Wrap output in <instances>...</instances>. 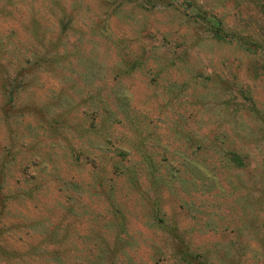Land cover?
<instances>
[{
    "label": "rangeland",
    "instance_id": "obj_1",
    "mask_svg": "<svg viewBox=\"0 0 264 264\" xmlns=\"http://www.w3.org/2000/svg\"><path fill=\"white\" fill-rule=\"evenodd\" d=\"M263 45L264 0H0V264H95L110 200L115 264H176L144 153L196 253L264 264Z\"/></svg>",
    "mask_w": 264,
    "mask_h": 264
},
{
    "label": "trees",
    "instance_id": "obj_2",
    "mask_svg": "<svg viewBox=\"0 0 264 264\" xmlns=\"http://www.w3.org/2000/svg\"><path fill=\"white\" fill-rule=\"evenodd\" d=\"M179 9L182 6H178ZM207 13L204 12L201 14L197 13L196 16L198 18L201 19H205L206 18ZM210 25V29H213V26L211 24ZM223 31V29L221 27H218L214 30V34L216 36H220V39H226L228 36L223 32V35L221 34V32ZM263 47V48H262ZM263 52H264V45L261 46ZM36 113L39 115V117L44 119V115L43 113H41L40 111H36ZM61 117H59L60 119ZM51 125L49 124L48 121V125L51 129H54L55 126L58 124L56 119H51ZM198 144H201L202 142H197ZM210 146L213 148H216V143L214 142H210ZM125 151H123L122 153L124 154ZM143 158L148 166V181L149 183H151V186L153 188V192H152V197L149 196V192H145L143 191L138 184V173L137 170H135L132 167H125L123 164H119L116 165L115 163H113V167L116 169V172H121V173H127V176L129 178V181L135 186V190L137 191V193L140 195V198L142 200H145V206H148L150 209L149 212V219H153L155 221V230H160L162 232H164L167 235V245H172L173 250V254L172 257L174 259H176L177 263L176 264H213L211 262V258L207 255V257L202 258L200 254L196 253L195 250L192 249L191 243L187 240L186 237V233L185 232H181L180 229L177 227V225L175 223H169V221L167 220V218L165 219L163 214H162V207H163V203L164 200L161 197V190L165 188V186L167 185V181L164 180L163 178H157V172H158V168H156V164L154 162V159L152 156H150L147 153L143 154ZM233 163H236V160H230ZM197 168H199V166L197 165ZM202 173H204V171H202ZM169 176L170 178H176V174L172 171V168L169 169ZM99 181H101L99 179ZM107 196V195H106ZM112 196L111 194L108 195L107 197ZM111 202V207H112V212H113V223L112 226L114 229H116L117 231V243H113L110 244L108 247L103 245V248H101L104 251H110L112 250L111 253H106V252H101L99 255H97V260L95 262V264H104L106 263V261L108 260L110 264H115L114 260H113V252L115 249H117L119 246H122V243L120 242V235L121 233L125 232L127 230L128 227V220H127V216L125 215V212L123 210V208H121L120 206H118V204H116L115 201L110 200ZM105 242V241H104ZM118 244V245H117ZM118 250L115 251V255L118 256ZM159 255H162V253H160Z\"/></svg>",
    "mask_w": 264,
    "mask_h": 264
}]
</instances>
